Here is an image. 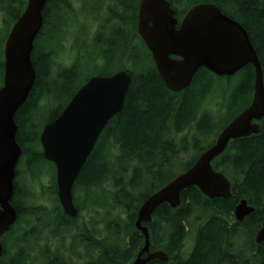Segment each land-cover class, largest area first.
<instances>
[{"label":"trees","instance_id":"1","mask_svg":"<svg viewBox=\"0 0 264 264\" xmlns=\"http://www.w3.org/2000/svg\"><path fill=\"white\" fill-rule=\"evenodd\" d=\"M90 1H102L99 13H107L94 37H101L113 21L121 26L119 32L108 40V49L91 54L96 61L93 69L98 71L94 75H111L119 70H128L132 75V83L122 111L105 126L81 170L74 186V195L75 202L78 199L79 203L76 204L80 211L101 207L115 211V216L108 215L105 221L107 235L103 237L84 225L79 229L75 225V262L67 263L59 256L48 263L77 264V259L87 258L88 264H132L144 246V236L135 228L140 206L150 195L190 168L215 143L221 130L246 107L254 87L255 69L252 65L242 69L235 89L226 91L229 97L225 103L226 113L222 117L226 119L217 120L213 113L203 108L213 92V77H216L208 69L201 68L191 86L182 92L174 93L167 89L150 51L137 32L140 0ZM169 1L179 17L199 3L219 5L225 13L243 24L259 54L264 71V0ZM87 2L48 0L44 9V26L32 52L36 82L27 102L15 116L19 127L18 142L24 150L23 156L27 154L30 158L31 166L39 160H46L42 157L40 136L32 139L31 135L22 131L26 120L43 103L55 101L59 107L52 112L53 117L49 121L54 120L91 77L87 76L84 81L77 83L79 69L88 66L87 63L82 65V57L79 56L55 74L52 70L55 58L66 48L68 33L73 27L72 24L68 25L66 16L79 13L81 8L88 11ZM26 3L27 0H0V14L4 13L8 23L4 28L10 27L4 37L3 31L0 33V42L3 44ZM77 3H80V9L75 6ZM139 39L141 41L137 43ZM93 44L98 46V43ZM105 60L109 65L117 61L123 64V68L114 72L102 71L101 64ZM0 77L2 85L3 46L0 51ZM234 144L238 148L236 157L226 150L213 161L215 170L230 178L232 197L210 199L198 187L192 186L181 193L182 201L177 208H172L168 203L158 206L152 221L148 223L152 250H164L170 261L154 260L150 264H264V243L257 245L253 239L257 230L264 225V126L257 137L236 140ZM191 151L194 153L184 162V170L174 173L180 157ZM39 175L32 174L33 177ZM18 183L17 180L13 204L25 202L28 197L29 190L22 191ZM104 186L108 188L107 196L103 197L105 193L94 194L95 190H103ZM51 189L57 204L51 211L43 208L44 217L57 216L63 224L72 223V227L79 217L74 219L63 212L56 197V179ZM242 198L248 199L256 211L244 221L237 222L234 209ZM193 224L196 227L194 232ZM244 232L245 235L249 234V244L241 249L239 243ZM191 236L195 237L194 245L186 254L185 243ZM6 254L5 248L0 264H5Z\"/></svg>","mask_w":264,"mask_h":264},{"label":"water","instance_id":"2","mask_svg":"<svg viewBox=\"0 0 264 264\" xmlns=\"http://www.w3.org/2000/svg\"><path fill=\"white\" fill-rule=\"evenodd\" d=\"M48 0H27L21 16L14 23L5 43V74L0 88V235L5 234L18 218L13 206L17 165L22 147L17 141L15 116L27 102L36 82L32 61L34 43L44 25ZM179 20L168 0H141L138 34L152 54L154 63L168 90L178 93L191 86L197 72L207 68L219 76H231L245 66L255 67V93L252 104L234 118L219 134L216 142L185 172L150 195L141 205L135 227L145 237L133 264L168 261L162 250L150 251V233L146 223L158 206L181 204V193L198 187L211 199L231 198V182L216 171L213 160L220 156L232 139L259 132L254 119L264 117L263 66L247 30L224 14L213 3L192 7ZM132 75L121 70L113 75L91 77L73 96L62 113L42 131L43 158L55 164L58 197L66 214L79 213L74 203V185L108 122L124 107ZM238 221L255 212L246 199L235 207ZM255 241L264 243V225ZM3 245L0 239V258Z\"/></svg>","mask_w":264,"mask_h":264},{"label":"rangeland","instance_id":"3","mask_svg":"<svg viewBox=\"0 0 264 264\" xmlns=\"http://www.w3.org/2000/svg\"><path fill=\"white\" fill-rule=\"evenodd\" d=\"M102 4H103L102 1L92 2L88 0L87 2L88 11L86 9L84 11L81 8L79 13L66 16L68 25L70 26L72 24L73 27H71L69 30L67 37V45L65 50L61 51L60 56L56 57L54 60L52 66V70L54 74L58 72V70L62 69L64 66L70 65L74 61H76L77 56L82 57L81 63L83 66L86 65L85 63H87L88 65L87 68L83 67L82 69H79L80 74L77 83H81L87 78V76L90 75L93 76L95 73L98 72L97 69L96 70L93 69V67L96 64V61L92 59L91 54L92 53L99 54L103 49L104 50L108 49V40L112 37L113 34L119 32V30L121 29L120 24L116 21H113L108 24L109 26L106 27V30L101 35V37L99 36L94 37L100 22L103 20V18H106L107 16L106 11L102 14L99 13L100 11L98 10V8H100ZM75 6L77 7V9H80V3L75 4ZM7 24L8 23L6 22L4 13H1L0 33L3 31L2 37H4L7 34L8 29L10 28V27L6 29L4 28ZM73 32H75L76 35L75 39ZM140 41L141 40L139 39L137 43H140ZM72 43L74 44L73 47H72ZM93 43H98V46L94 45ZM141 44L139 46H141ZM2 46L3 48L5 47V42L4 44L0 42V51ZM121 68H123V64L117 63V61H115L114 64L109 65L105 60V62L101 64L100 69L106 72H114ZM231 78L232 77H228V76L223 77L217 75L216 77H213L214 80L213 89H212L213 92L210 94V97L204 103L203 108H205V110L209 111L210 113H213L217 118V120H220L226 113L225 103H226V99H228L229 97V93H226V91L228 92L231 89V85H230ZM235 80L237 79L234 78L231 81L234 82ZM1 82H2V78L0 77V87L2 86ZM58 107L59 105H57L55 101L52 102L50 101L47 104L43 103V105H41L40 107L37 108V110H35L32 117L26 120L24 129L22 131L28 135H31L32 139L40 136L43 126L53 117L52 112H55L58 109ZM222 119L225 120L226 118H222ZM193 153L194 151H191L189 154L182 155L180 157V159L177 161L179 163H177V165L173 170L174 173L177 174L184 170L185 168L184 162L188 160V158H190ZM30 161L31 160L28 157V155L24 154L18 165V169L20 171L19 176L17 178L19 182L18 183L19 187L22 191L29 190V192L27 193L28 194L27 200L25 201L26 202L25 206L27 207V210L24 209L25 207L23 208L24 214L22 215L21 222L18 223L19 225L18 229L23 233H28L31 231L35 232L41 228L40 223L36 221L37 216L34 217L30 214H26V212H28L29 210H31V208L34 207L41 209L44 208L46 210L48 209L49 211H51L52 209H54L55 205L57 204V201L55 199V196L52 194V189H51V186L53 185V181L56 176V170L54 166L50 164L48 161H43V160L41 161L39 160L36 165L31 166ZM38 173L40 174L39 176L37 177L32 176V174H38ZM107 192H108V188L104 186L103 190H99V189L95 190L94 194L101 195L105 193V195L103 196L105 197L107 196ZM100 201H103V199H100ZM76 202H78V199ZM109 214L111 216H115V211H109L108 209H104L101 207L84 209L81 212L78 220L74 224L78 229L82 228L83 225L86 224L87 226H90L89 228L94 230V232L97 235L103 237L107 235V230H106L107 225L105 221L108 218ZM75 225H73V227ZM61 229L62 228L57 229V232H61ZM195 230L196 227L194 225L193 232ZM53 237L54 235L48 237L43 242H41L36 237L34 239H30L26 244L21 243V245L25 247V249L28 248L31 251H36L37 249H43V247L50 250L59 247V249L63 250L64 253L66 252L65 249L67 248L69 249L70 247H72L73 240H71L70 235L68 236L66 235L63 239H60L58 244L56 242L57 240H53ZM185 244H186L185 253L188 254L194 245V237L193 236L189 237L186 240ZM248 244H249V234L245 235L244 232L243 239L240 241L239 246L241 247V249H244L245 246H248ZM73 247L75 248L76 246ZM38 263H40V260H38ZM42 263L43 262H41V264ZM76 263L88 264V260L87 258L77 259Z\"/></svg>","mask_w":264,"mask_h":264},{"label":"flooded vegetation","instance_id":"4","mask_svg":"<svg viewBox=\"0 0 264 264\" xmlns=\"http://www.w3.org/2000/svg\"><path fill=\"white\" fill-rule=\"evenodd\" d=\"M182 19H183V17L180 19V22L182 21ZM238 22H240V21H238ZM249 65H251V64H249ZM242 69H240L234 75L230 76V77H232V79H234V78L237 79L234 82L233 81L230 82L231 89H233V90L235 89L236 85L240 81ZM254 69H255V67H254ZM255 77H256V73H255ZM263 78H264V75H263ZM254 93H255V81H254V87H253V90L251 93V97H250L246 107L244 109H242L234 118H236L238 115H240L243 111H245L252 104L253 98H254ZM252 123L257 124L259 126V132L258 133H252L246 137L232 139L229 142V145L227 148V150H229L228 152H230V155H232V157H236L238 155V148L234 144V142L236 140H251V139L257 137L259 135V133L261 132L263 126H264V117H262L261 119H254L252 121ZM100 136H99V138H100ZM99 138H98V140H99ZM216 140H217V138H216ZM233 169H234V167H233ZM234 171H235V169H234ZM18 175H19V171L17 170L16 179H17ZM15 184H16V181H15ZM249 204H250V202H249ZM13 205L18 212L17 221L15 222V224L13 226H11V228L5 234L0 235V239H1V242L3 245V252L2 253L4 254L5 248L7 250V254H6L7 258L4 262L5 264H15L18 261H19L18 264H41V262H43L42 264H49L48 262L50 259L56 260V259H58L59 256L63 257L65 259V261H67V263H70V261L75 262V260H76L75 256H74L75 250L73 247V246H75V237H74L75 226L71 227L72 223L64 222V224H63V222L57 216L56 217H44V213H42L43 209L34 207V208H31V210H29L28 212H26V214H30L34 217L37 216L36 221L40 223L41 228L35 232L31 231L28 233H23L22 231H20L18 229V227H19L18 223L21 222L22 215L24 214L23 208L25 207L24 209L27 210V207L25 206L26 202H21L18 204L15 203ZM250 205H252V204H250ZM0 209H1V207H0ZM63 212H64V210H63ZM65 224H67V225H65ZM73 225H75V224H73ZM84 227L85 228L87 227L89 229V226H87L86 224H84ZM60 228H62L61 232H57V229H60ZM52 235H54L53 240H57L56 241L57 244H58L60 239H63L66 235L67 236L70 235L71 240H73L72 247H70L69 249L68 248L65 249L66 252L64 253L63 250L59 249V247L53 248L52 250L46 249L45 247H43V249H37L36 251H31L28 248L25 249V247H23L21 245V243L26 244V243H28V241L30 239H34L36 237L41 242H43V241H45V239H47L48 237H50ZM14 252H16V253H14ZM38 260H40V263H38ZM57 262H58V260H57Z\"/></svg>","mask_w":264,"mask_h":264},{"label":"bare ground","instance_id":"5","mask_svg":"<svg viewBox=\"0 0 264 264\" xmlns=\"http://www.w3.org/2000/svg\"><path fill=\"white\" fill-rule=\"evenodd\" d=\"M228 16L230 17V15H228ZM241 25L243 26L242 23H241ZM243 27H244V26H243ZM244 28H245V27H244ZM5 43H6V42H5ZM33 50H34V49H33ZM116 172H117V171H116ZM106 173H107V172H106ZM106 173H105V174H106ZM105 174H104V175H105ZM107 176H108V175H107ZM105 177H106V176H105ZM101 190H102V189H101ZM144 200H145V199H144ZM218 211H219V210H218ZM222 212H223V211H222ZM197 213H198V212H197ZM218 213H219V212H218ZM226 213H227V212H226ZM228 213H229V212H228ZM221 215H222V214H221ZM224 215H225V214H224ZM258 215H259V214H258ZM263 215H264V214H263ZM227 216H228V215H227ZM225 217H226V216H225ZM232 218H233V217H232ZM205 219H207V218H205ZM205 219H204V220H205ZM218 219H219V218H218ZM196 220H197V219H196ZM198 220H199V219H198ZM200 221H201V220H200ZM235 221H236V220H235ZM230 222H231V221H230ZM257 222H258V221H257ZM196 224H197V223H196ZM200 224H201V223H200ZM239 224H240V223H239ZM241 225H242V224H241ZM241 225H240V226H241ZM199 227H200V226H199ZM241 227H242V226H241ZM246 227H247V226H246ZM256 227H257V226H256ZM242 228H243V227H242ZM260 228H261V227H260ZM260 228H259V229H260ZM245 229H246V228H245ZM257 231H258V230H257ZM254 235H255V234H254ZM193 236H194V234H193ZM194 238H195V237H194ZM253 239H254V238H253ZM185 245H186V244H185ZM254 245H255V244H254ZM180 248H181V247H180ZM183 248H184V247H183ZM187 249H188V248H187ZM185 250H186V249H185ZM255 251H256V250H255ZM186 252H187V251H186ZM171 255H172V254H171ZM179 255H180V254H179ZM181 255H182V254H181ZM176 256H177V255H176ZM171 258H172V257H171ZM172 259H173V258H172ZM251 259H253V258H251ZM178 260H179V258H178ZM182 260H184V259H182ZM244 260H245V259H244ZM249 260H250V259H249ZM253 260H254V259H253ZM169 261H170V260H169ZM173 261H174V260H173ZM176 261H177V260H176ZM163 262H164V261H163ZM176 263H177V262H176ZM167 264H168V263H167ZM254 264H255V263H254Z\"/></svg>","mask_w":264,"mask_h":264}]
</instances>
